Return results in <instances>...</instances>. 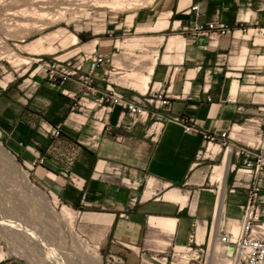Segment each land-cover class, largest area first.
<instances>
[{
	"label": "crops",
	"instance_id": "obj_1",
	"mask_svg": "<svg viewBox=\"0 0 264 264\" xmlns=\"http://www.w3.org/2000/svg\"><path fill=\"white\" fill-rule=\"evenodd\" d=\"M178 1L166 9L165 30L178 36L171 55L179 59L156 61L142 91L122 84L126 60L100 48L91 51L108 62L89 73L83 65L93 87L83 105L73 99L81 94L76 80L57 87L38 78L29 94L0 86L1 143L75 213L77 233L107 263L164 264L169 252H188L193 244L209 252V264H229L224 255H212L213 247L221 248L220 230L235 226L237 236L251 179L237 171L240 160L225 154L219 136L226 132L237 146L264 144V43L251 31L264 23V0H187L182 9ZM210 21L233 32L193 33ZM108 85L144 110L133 114L96 102ZM173 116L191 117L193 128L165 119ZM204 134L217 141L205 142ZM227 155L222 181L212 182L213 168ZM261 185L264 223V175Z\"/></svg>",
	"mask_w": 264,
	"mask_h": 264
},
{
	"label": "rangeland",
	"instance_id": "obj_2",
	"mask_svg": "<svg viewBox=\"0 0 264 264\" xmlns=\"http://www.w3.org/2000/svg\"><path fill=\"white\" fill-rule=\"evenodd\" d=\"M121 1H114L111 6H95V0H43L39 3L0 0V86L22 88L29 94L32 81L39 78L48 82L45 77L48 64L60 63L64 59L74 62L82 52L95 48L118 53L128 63L122 76L135 73L142 77V82H146L143 79H148L156 61L161 58L163 62H171L178 57L171 55L173 50H166L167 43L164 48L165 39L168 42L169 37L177 36L175 32L155 23L159 13L168 9L175 0ZM186 5L187 0H179L177 8L182 9ZM69 34L74 36V42L61 47L59 40ZM256 38L263 39L260 43H264V36ZM36 40L41 41L35 48L37 51L26 48ZM48 46L56 49L49 51L50 54L42 53L41 48ZM10 58H20L22 62L14 66ZM115 64L122 65L119 60ZM122 76L121 82L126 84ZM52 194L35 177L33 169L25 166L0 141V264H51L54 255L58 264H111L105 261L99 249L79 236L74 222L75 213L71 210L70 217L63 214L57 206L64 203ZM3 219L11 220L10 223L18 221L17 224L30 228L35 234L3 225ZM235 230L233 226L232 232ZM34 235L39 236L47 249L52 248L53 253L46 252L31 237ZM90 249L96 250L97 257L90 255ZM190 249L195 254L169 252L164 264L210 263L209 252L206 254L193 244Z\"/></svg>",
	"mask_w": 264,
	"mask_h": 264
},
{
	"label": "built area",
	"instance_id": "obj_3",
	"mask_svg": "<svg viewBox=\"0 0 264 264\" xmlns=\"http://www.w3.org/2000/svg\"><path fill=\"white\" fill-rule=\"evenodd\" d=\"M191 10L198 15L197 5L191 6ZM252 30L254 37L256 35L264 36V23ZM232 32L231 27L221 21H210L193 28L195 35L208 38ZM107 62L108 56L105 54H99L95 51L81 53L74 62L64 59L60 63L48 64L45 77L50 84L57 87H63L72 80L79 81L81 94L77 98L73 97L75 106H79L88 103L89 95L93 93L90 79L83 72V65L87 66L89 73ZM96 102L120 105L133 114H140L144 110V105L136 104L134 99L124 95L116 86H106L104 91L99 94ZM162 104H166V101L162 100ZM165 119L179 122L185 130L193 128L194 121L189 116H173ZM55 134L58 135L59 131L57 130ZM219 137L224 152L240 160L241 166L237 168V171L246 174L251 179V183L248 186L247 199L243 207L237 236H233L231 230L225 232L220 230L218 231V243L225 247V254L230 259L229 264H264V223L260 221L261 210L258 203L264 175V144L260 143L255 147L237 146L227 139L226 132H222ZM203 139L209 144L217 141L214 134H204ZM234 222L236 223V221ZM186 249L195 254L191 251L190 245ZM192 254L191 256L194 257Z\"/></svg>",
	"mask_w": 264,
	"mask_h": 264
},
{
	"label": "bare ground",
	"instance_id": "obj_4",
	"mask_svg": "<svg viewBox=\"0 0 264 264\" xmlns=\"http://www.w3.org/2000/svg\"><path fill=\"white\" fill-rule=\"evenodd\" d=\"M13 1V0H12ZM15 1V0H14ZM33 2H35V3H39V2H41V1H43V0H32ZM114 1H117V3H120V1L121 0H105V1H103V0H100V1H96L95 0V2H94V5L95 6H103L104 4L105 5H108V4H110V6L111 5H113V2ZM8 2H10V1H8ZM7 2V3H8ZM56 2V1H55ZM121 2H123V1H121ZM12 3V2H11ZM45 4V3H44ZM46 5V4H45ZM42 6V5H41ZM131 6V5H130ZM170 13H171V11L170 10H165V11H162V12H160L159 13V15L157 16V18H156V20H155V23H160L161 25H163V27H165V26H167V24H168V17H169V15H170ZM15 24V23H14ZM252 31V33H254L253 32V30H251ZM256 36H260V35H256ZM255 36V37H256ZM39 40V39H38ZM52 41H51V43L52 42H54V38L53 39H51ZM178 39L177 38H175V37H169V39H168V42H167V44H166V50L167 51H170V50H173V49H175L177 46H178V41H177ZM37 41V40H36ZM263 41V40H262ZM72 42H74V36L73 35H71V34H69V35H66V37H64L63 39H60L59 40V45L61 46V47H65V46H67L68 44L69 45H72ZM256 42L257 43H260L261 42V39H256ZM36 43V44H35ZM33 45H31L29 48H28V46L26 47L27 49H29V50H36L35 48L36 47H39L40 45V43H41V41L39 42V41H37V42H35ZM49 47V46H48ZM25 48V49H26ZM56 49V47H53V46H51V47H49V48H41V50H42V53H48L49 51H51V50H55ZM37 51V50H36ZM30 52V51H29ZM31 54L33 53V52H30ZM35 53V52H34ZM33 53V54H34ZM40 52H38L37 54H39ZM51 52H49V54H50ZM177 57V56H176ZM173 58V57H172ZM11 59V63L14 65V66H19L20 64H21V62H22V59H20V58H10ZM177 60L179 59V57H177L176 58ZM176 59H174V60H172V61H175ZM132 66V65H131ZM126 75V74H125ZM122 80H124V81H126V84H129L130 86H132V87H134V88H136V89H138V90H140V91H142L143 90V87H144V85H145V82H142V77L140 76V75H135V73H133V74H130L129 73V76H126V77H124V76H122ZM143 81H147V79H146V77H144V79H143ZM225 154H228V153H225ZM229 155V154H228ZM228 155L227 156H225L224 157V159H223V161H222V163L221 164H219V165H216L214 168H213V170H212V174H211V177H210V179H211V181L212 182H214V181H218V180H220V177H221V175H222V173L223 172H226V169H227V164H228ZM53 195H55V194H53ZM223 197H224V192L223 191H219V198H218V202H217V215H218V219H219V224H221L222 223V218H221V213H222V201H223ZM57 207H60V209H61V211H62V213L63 214H65L66 216H71V211H70V209L67 207V206H65L64 204H61L60 206H57ZM16 221V220H15ZM11 222V220H9V219H3V222H1L3 225H10V226H14V227H16V228H18V230H22V231H24V232H26L27 234H35L33 231H31V229L30 228H28V227H25V226H20L19 224H17L18 223V221H17V223H10ZM20 223V222H19ZM222 225V224H221ZM218 226H220V225H218ZM232 234H233V236H234V234H235V232H232ZM31 237H33L34 238V240H36L42 247H44V250L46 251V252H48L49 254H51V253H53L52 251V248L51 249H47V245L39 238V236H36V235H34V236H31ZM38 246V245H37ZM50 247V246H49ZM48 247V248H49ZM218 247V245L217 244H214V249H213V256H216L217 254H219L220 253V256L221 255H224V257H226L227 259H228V263L230 262V259L227 257V255L225 254V247H223V249L222 248H220V249H218L217 248ZM222 249V250H221ZM90 252V255L92 256V257H97V253L95 252L96 250H94V249H90L89 250ZM0 258H1V256H0ZM55 255H54V257H52L51 259V264H58L59 262H57L55 259ZM59 260V259H58ZM61 261V260H60ZM61 264H62V262H61ZM219 264V263H218Z\"/></svg>",
	"mask_w": 264,
	"mask_h": 264
}]
</instances>
